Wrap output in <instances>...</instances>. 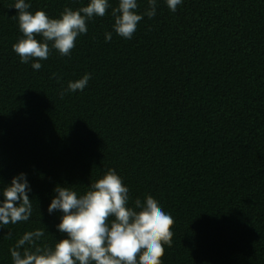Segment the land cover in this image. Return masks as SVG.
I'll list each match as a JSON object with an SVG mask.
<instances>
[{
  "label": "trees",
  "instance_id": "16d2710c",
  "mask_svg": "<svg viewBox=\"0 0 264 264\" xmlns=\"http://www.w3.org/2000/svg\"><path fill=\"white\" fill-rule=\"evenodd\" d=\"M15 2L0 0V201L25 173L32 215L0 226V264L26 231L44 229L39 245L67 238L48 212L55 187L84 194L109 168L130 207L150 194L174 218L163 264H264V0H182L174 13L157 0L132 39L114 32L109 0L70 56L27 64L12 49ZM25 2L59 18L90 0Z\"/></svg>",
  "mask_w": 264,
  "mask_h": 264
},
{
  "label": "clouds",
  "instance_id": "9594fccd",
  "mask_svg": "<svg viewBox=\"0 0 264 264\" xmlns=\"http://www.w3.org/2000/svg\"><path fill=\"white\" fill-rule=\"evenodd\" d=\"M182 0H166L173 13ZM31 5L25 0H16L13 8L17 15L22 37L12 45L20 62L47 60L54 50L61 56H70L76 41L87 34V23L93 17H104L111 7L109 0H90L78 10L65 7L59 18H50L43 10L29 11ZM157 0H148V9L137 14V0H119L112 8L114 32L125 39H132L139 22L147 16L156 15ZM40 37V39H37ZM111 41L112 33H105ZM32 68L39 71L40 62ZM91 74L69 81L67 89L60 92L83 91ZM31 191L25 173L12 178L10 185L2 190L0 201V226L26 222L32 215ZM56 196L48 207L49 214L62 213L57 230L66 234L54 247L37 242L44 237V229L26 231L10 248L13 264H163L165 245L172 246L175 220L150 194L143 201L135 199L129 206V188L115 169L109 168L91 183L84 194L73 187L56 186ZM11 238V233L8 234Z\"/></svg>",
  "mask_w": 264,
  "mask_h": 264
}]
</instances>
